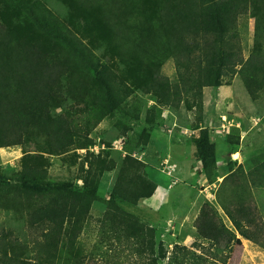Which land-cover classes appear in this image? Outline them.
Listing matches in <instances>:
<instances>
[{"label": "trees", "instance_id": "trees-1", "mask_svg": "<svg viewBox=\"0 0 264 264\" xmlns=\"http://www.w3.org/2000/svg\"><path fill=\"white\" fill-rule=\"evenodd\" d=\"M58 1L67 7L64 17L44 0H0V149L23 152L19 171H0V209L19 215L25 229L41 237L36 259L26 260L31 243L0 229V264H57L64 240L67 258L83 264L86 256L80 255L77 240L100 201L104 174L117 163L108 152L86 155L78 186L75 180L51 179V159L76 164L75 151L94 145L92 130L120 112L136 91L154 102L144 121L146 146L166 111L202 114L204 90L229 86L237 75L253 102L264 98V0ZM250 11L255 40L244 59L239 18ZM169 59L175 62L174 83L162 72ZM227 142L233 146L239 140ZM191 144L212 182L217 153L210 130H200ZM251 164L249 171L231 165L220 185L237 190L220 199L231 227L214 204L202 205L196 231L208 246H234L243 253L246 240L264 249V221L258 222L254 208L243 201L249 183L264 185V155ZM145 169L131 154L123 159L98 219L99 244L113 252L131 251L134 264H185L186 247L175 245L170 252L158 240L157 228L118 204L121 199L138 205L156 193Z\"/></svg>", "mask_w": 264, "mask_h": 264}, {"label": "rangeland", "instance_id": "rangeland-1", "mask_svg": "<svg viewBox=\"0 0 264 264\" xmlns=\"http://www.w3.org/2000/svg\"><path fill=\"white\" fill-rule=\"evenodd\" d=\"M44 1L59 16L64 17L67 14V7L62 2ZM78 26L79 24H75L76 31ZM239 27L242 54L244 59H248L255 40L254 12L250 11L242 15L239 18ZM162 72L171 82L176 81L173 59L166 61ZM153 104L148 96L136 91L120 112L107 118L92 130L91 138L94 145L88 149L75 151L76 164H62L58 157L51 159L50 178L55 181L75 180L78 186H82L78 175L86 155L108 152L117 163L116 170L104 174L100 183V201L93 205L90 219L77 240V248L81 250L80 255L86 256L82 258L84 260L81 263L134 264L135 262L131 251L127 249H120L119 252L109 251L106 245L99 244L97 235L98 219L102 218L106 211L104 200L108 198L116 183L123 159L131 154L145 163V172L148 178L156 183L159 194L155 193L151 198L141 200L138 205L129 204L121 199H118V204L147 226L157 228L158 240L163 242L170 252L177 243L186 247L185 255H182L183 263L264 264V249L251 242H245L243 253L234 246L231 249L229 247L217 249L198 239L195 231L200 209L205 202L214 204L221 219L227 227H231L220 207L222 203L220 199L224 195L231 196V193H237V190L233 189L234 185L229 184L222 190L220 185L230 174L231 165L233 168L242 165L249 171L253 167L251 160L264 155V98L260 100V104L253 102L240 76L237 75L229 86L204 90L202 114H198L195 110L188 112L186 108L173 112L166 111L163 117L158 118L157 127L151 131V140L146 146L144 134L148 131V127L144 121L147 110ZM137 116L140 117L139 121L135 119ZM196 124L199 125L196 127ZM204 128L210 130L211 141L216 146L217 164L212 182L204 173L202 164L196 156L195 147L191 144L192 139L198 138L200 130ZM187 129L197 130L193 138H188L190 136L184 134ZM169 130L173 133L170 134ZM229 137L235 141L239 140V143L231 146L227 142ZM122 139H125V143L123 150H120L115 144L120 143ZM22 157L23 152L20 148L0 149V171L5 174L16 173L21 168ZM164 161H169L178 169L173 179L162 173L161 165ZM242 179L243 177L240 181H243ZM173 181L177 182L176 186L171 185ZM246 190L244 195L248 194L243 197V201L246 199L248 205L254 208L258 222L264 221V185L259 182L249 183ZM18 216L16 213L0 209V229H10L20 234L23 241L30 242L24 259L34 261L38 251L36 242L41 237L35 231L28 232L24 220ZM67 226H70L69 222ZM63 244L57 264H77L76 258H72L71 261L67 258L69 253L66 240ZM167 263L168 260L161 264Z\"/></svg>", "mask_w": 264, "mask_h": 264}, {"label": "built area", "instance_id": "built-area-1", "mask_svg": "<svg viewBox=\"0 0 264 264\" xmlns=\"http://www.w3.org/2000/svg\"><path fill=\"white\" fill-rule=\"evenodd\" d=\"M171 131L172 130H169L170 134L173 133V131L172 132ZM196 133H197V130L187 129V130H185V133L184 134L190 136L188 138H193ZM124 143H125V139H122L120 141V143L115 144V147L118 148V149H120V150H123ZM161 169H162V173L163 174H165L168 177H171L172 179L176 176V173H177V170H178L176 168V166L173 165V164H170L169 161H164L162 163V165H161ZM171 185L172 186H176L177 185V182L176 181H173V183H171Z\"/></svg>", "mask_w": 264, "mask_h": 264}, {"label": "crops", "instance_id": "crops-1", "mask_svg": "<svg viewBox=\"0 0 264 264\" xmlns=\"http://www.w3.org/2000/svg\"><path fill=\"white\" fill-rule=\"evenodd\" d=\"M156 194L158 195L159 194V189H158V187H157V190H156ZM167 199H169V198H167ZM195 229V228H194ZM195 231H196V229H195ZM245 242H247L246 240H244V244H245ZM249 242V241H248ZM176 245H179V243H177ZM245 246V245H244Z\"/></svg>", "mask_w": 264, "mask_h": 264}, {"label": "clouds", "instance_id": "clouds-1", "mask_svg": "<svg viewBox=\"0 0 264 264\" xmlns=\"http://www.w3.org/2000/svg\"><path fill=\"white\" fill-rule=\"evenodd\" d=\"M135 157V156H134ZM137 158V157H136ZM138 160H140L139 158H137ZM140 161H142V160H140ZM143 162V161H142Z\"/></svg>", "mask_w": 264, "mask_h": 264}]
</instances>
